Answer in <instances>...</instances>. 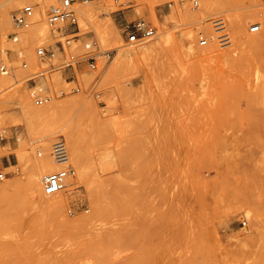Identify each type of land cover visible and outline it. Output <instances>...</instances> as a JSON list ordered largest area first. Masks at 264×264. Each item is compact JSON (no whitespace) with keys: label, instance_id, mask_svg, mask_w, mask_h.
I'll return each mask as SVG.
<instances>
[{"label":"rangeland","instance_id":"rangeland-1","mask_svg":"<svg viewBox=\"0 0 264 264\" xmlns=\"http://www.w3.org/2000/svg\"><path fill=\"white\" fill-rule=\"evenodd\" d=\"M196 1L80 3L77 42L59 51L54 43L68 31L45 23L58 0L12 9L0 0V65L11 66L0 71V264H264V0ZM26 4L45 28L32 20L31 37L13 42L11 13ZM82 5L110 9L87 21ZM218 17L230 44L200 45ZM137 20L155 33L129 44L124 28ZM255 21L261 29L249 32ZM42 43L58 67L39 76ZM85 43H95L92 60L59 67L71 52L89 55ZM34 84L50 102H77L60 117L76 128L83 178L64 120L46 137L29 134L19 98L36 106ZM74 84L78 92L58 93ZM57 137L77 183L65 182L51 208L29 190L16 153L37 158Z\"/></svg>","mask_w":264,"mask_h":264},{"label":"built area","instance_id":"built-area-1","mask_svg":"<svg viewBox=\"0 0 264 264\" xmlns=\"http://www.w3.org/2000/svg\"><path fill=\"white\" fill-rule=\"evenodd\" d=\"M99 2L100 0H58L56 4H52L45 9V23L51 28L52 31L59 32L65 27L67 34L58 35L64 37L63 40L57 39L54 43L55 47L59 51H64V46H70L76 44L77 34L79 30L78 25V7L80 3L86 2ZM193 7H197L198 3L196 0H189ZM35 14V9L33 5L26 4L20 10L11 13V20L16 29L10 36L13 42H17L20 36V31H24L27 27L31 26L32 20ZM215 33L210 35L199 34L198 42L200 45H207L210 40H216L219 44L229 45L230 36L226 31V25L222 18H216L213 21ZM261 29V23L258 21L250 23L248 26L249 32H258ZM124 31L126 33V42L129 44H137L143 42L144 40L152 37L155 33V28L144 20H137L128 24ZM95 43H85V50L89 55L84 57H77V55L72 52L64 59L62 64L59 66L61 68H72L74 65L78 64L82 58L86 61L93 59V54L91 53ZM53 47L45 46L44 43L36 46L35 55L44 64V67L40 71V75H44L46 72H50L54 68L58 67L54 65L51 61L53 56ZM94 66L93 64H90ZM23 66L26 64L23 62ZM0 71L3 74H9L11 71V66L7 63L2 62L0 65ZM32 81L33 78L31 79ZM80 90L77 84L66 86L64 89L58 91L60 95L75 93ZM30 96L33 103L36 106H41L52 100V95L48 91L44 90L37 85L30 87ZM37 156H41V151L37 150ZM50 155L56 165V168L46 174L41 178V185L44 194L52 195L64 188L66 178L69 175L74 174V168L70 163L69 153L65 141L61 137H57L50 146ZM4 173L0 171V180L4 178Z\"/></svg>","mask_w":264,"mask_h":264},{"label":"bare ground","instance_id":"bare-ground-1","mask_svg":"<svg viewBox=\"0 0 264 264\" xmlns=\"http://www.w3.org/2000/svg\"><path fill=\"white\" fill-rule=\"evenodd\" d=\"M35 1V4H45V3H52L56 0H7V8L12 9L15 8L19 5H21L23 2H33ZM213 2V1H212ZM106 5V4H105ZM103 6V5H97V6H87V5H82L79 7V10L84 16L87 21H90L91 17L97 13V14H103L109 11L110 8L112 10H118L119 8H116L115 5H110L108 6ZM46 6V5H45ZM111 11V10H110ZM189 14V13H188ZM192 14V12L190 13ZM9 17L4 15L5 23L8 25L9 24ZM105 18V17H104ZM34 23L33 25L35 27H39L40 29H44V21L43 18L41 17L40 14L36 11L33 17ZM111 23L113 24V21L111 19ZM28 28V27H27ZM25 29L23 32H21L20 36L22 39H26L31 37V32L30 28ZM106 30V29H105ZM29 31V33H28ZM32 61V60H31ZM3 77V76H2ZM2 78H0L1 80ZM21 100L19 103L22 105L21 107L23 110V116H25V121L26 125L28 127L29 134L31 136L36 137V139L41 138V137H46L47 135L50 134V131H53V128L55 125H59V123L64 120L62 116L63 111L66 109V107L70 106H75L76 101H54V102H48L49 104L46 103V105H41V106H34L31 104L29 100L19 98ZM66 103V104H65ZM88 104V103H87ZM89 106V104H88ZM70 119V118H69ZM68 120L65 119L64 122L62 121V126L65 128V136L67 138V141L69 143V146L71 148V153L73 155V158L76 161V167L78 170V178H83L85 174L87 173V167L86 164L82 162L81 156H80V147H79V140H78V135L76 128L70 125ZM75 124V123H74ZM56 127V126H55ZM50 144L49 142H44L40 146V151L41 156H38L37 158L31 159L28 155V152L24 150L23 148L17 150V155L19 158V161L21 162V165L23 166L24 170L26 171L27 175V184L29 190H31L32 193L35 192H43L41 190V186L39 185V180L40 176L52 171L55 169L56 165L50 155ZM67 146V145H66ZM68 149V148H67ZM38 150V148H37ZM69 153V151H68ZM70 158V155H69ZM71 163V162H70ZM76 172L74 169V174L67 176L66 178V184L70 186V188H74L76 185L77 181L74 178ZM42 178V177H41ZM65 186V185H64ZM61 191V190H60ZM58 191L57 193H59ZM44 193V192H43ZM46 195L49 200H47V205L48 207L54 208L55 206H58L57 202L52 200L51 197L53 195ZM51 199V200H50ZM59 207V206H58ZM98 212V210H97ZM96 212V213H97Z\"/></svg>","mask_w":264,"mask_h":264}]
</instances>
